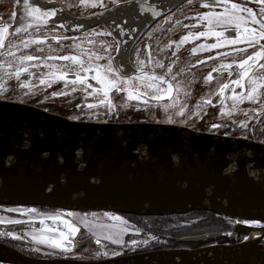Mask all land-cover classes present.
I'll return each mask as SVG.
<instances>
[{
    "label": "rangeland",
    "instance_id": "1",
    "mask_svg": "<svg viewBox=\"0 0 264 264\" xmlns=\"http://www.w3.org/2000/svg\"><path fill=\"white\" fill-rule=\"evenodd\" d=\"M49 1L58 7L42 9L29 0H0V26L8 27L0 47V99L46 108L71 119H114L118 115L119 122L176 124L264 143V90L257 87L253 98L248 99L253 81L257 86L264 82V57L249 62L247 76L237 74L239 64L264 51V40L259 39L262 29L249 16L251 12L257 21H264V4L259 0H186L151 24L150 32L142 33L134 54L137 68L130 74L116 68L113 59L119 43L107 26L72 32L57 21L63 10L82 17L128 0ZM232 4L237 5L236 10ZM33 7L40 11L33 13ZM183 7L185 11L179 15ZM17 28L22 30L17 32ZM245 28L256 30L254 43L244 39ZM29 55L35 59L22 64ZM64 56L77 59H59ZM23 67L28 71L16 76ZM237 80L243 87H237ZM225 84L228 88L221 94ZM112 93L116 94L113 98ZM18 209L22 218L16 221L29 226L19 234L47 247L71 250L72 236H96L99 244L84 246L77 253H84L85 259L131 255L160 247L198 248L200 243L205 246L218 242V238L192 244L182 239L234 228L230 218L217 214L221 228H207L216 221L208 214L141 216L139 220L112 211H42L33 206ZM0 223L11 225L14 220L4 218ZM224 238L236 241V237Z\"/></svg>",
    "mask_w": 264,
    "mask_h": 264
},
{
    "label": "water",
    "instance_id": "2",
    "mask_svg": "<svg viewBox=\"0 0 264 264\" xmlns=\"http://www.w3.org/2000/svg\"><path fill=\"white\" fill-rule=\"evenodd\" d=\"M184 1L128 0L82 17L63 10L57 21L72 32L107 26L120 45L114 63L130 74L136 41ZM0 204L138 216L208 211L230 218L234 228L182 240L236 237L88 260L31 257L0 242V261L9 264H264V242H246L254 228L234 219L248 216L264 226V143L168 123L77 120L0 99ZM94 242L91 235L86 244Z\"/></svg>",
    "mask_w": 264,
    "mask_h": 264
},
{
    "label": "flooded vegetation",
    "instance_id": "3",
    "mask_svg": "<svg viewBox=\"0 0 264 264\" xmlns=\"http://www.w3.org/2000/svg\"><path fill=\"white\" fill-rule=\"evenodd\" d=\"M45 1H49V0H45ZM56 1H59V2L62 3V0H56ZM106 10H108V9H106ZM181 10H182V12L179 15H181L185 11L184 7ZM103 11H105V10H103ZM97 13H99V12H97ZM156 26L153 27L151 29V31L154 30L156 28ZM149 27H151V25ZM149 30H150V28L147 29V32ZM159 38H162V36H160ZM140 39L141 38L139 37V39L136 41V43L134 44V46H133V48L131 49V52H130V61H131V65H132L133 68H137L135 66L134 54H135V51H136V48L138 46V43H139ZM118 43H119V41H118ZM119 47H120V45L118 46L117 52L119 50ZM117 52H116V54H117ZM115 56H114L113 61L115 60ZM245 67H246V69L248 71V69H249L248 67L249 66L245 65ZM240 70H241V68L239 67L237 74H238V76L241 77L242 75H239V71ZM29 79H30V76H29ZM261 90H264V88H262ZM118 92H119V90L116 93H118ZM112 95H113V93H112ZM115 95L113 97H115ZM43 109L50 111L49 109H46V108H43ZM50 112H52V111H50ZM112 118L113 117L109 118V117H104L103 116V118L101 117L100 119L95 117L94 119L84 118V119H81V120H84V121H96V122H100V121H102V122H119L120 121L119 120L120 118H119L118 115H117L116 118H114V119H112ZM261 124H263V123H261ZM243 138H247V137H243ZM247 139H250V138H247ZM251 140H253V139H251ZM21 207H27V206L1 205L0 204V219L9 218V219H13L14 220V223H12L11 225L0 223V242L8 244V245L18 249L19 251H21V252H23V253L27 254L28 256H31V257L52 258V259H76L78 257L77 259L88 260V259H85V255H83L84 253H82L83 256L82 255L78 256L77 253H79L84 246L89 245V244H86V243H87V241H89V238H90V236L92 234H87V235L82 236V237L80 235L72 236L74 238V243H73V249H71V250H67L68 248L65 249L62 246L61 247H52V248H50V247H47L49 245L46 246V245H43L41 243H36L35 240H33V239L31 240V239H29V237L26 238L27 236L25 237V235L19 234L20 232L23 233L29 227L27 225V223H25V222H21V221L17 222L16 221V220H20L22 218L20 213L17 212L19 210L18 208H21ZM28 207H31V206H28ZM33 207H34V209L36 208V210H42V211H49V210L53 211V210H55L54 208L50 209V207H43V206H33ZM72 213H74V212H72ZM123 215H127V214H123ZM169 216H172V215H169ZM151 217H165V216H151ZM15 221H16V223H15ZM79 233L82 234L81 232H79ZM23 241H24V243H22ZM93 245H96V243L94 242ZM173 248H177V247H173ZM173 248H168V249H173ZM178 248H191V247H178ZM159 249H163V248H159ZM0 264H9V263L0 261Z\"/></svg>",
    "mask_w": 264,
    "mask_h": 264
},
{
    "label": "snow or ice",
    "instance_id": "4",
    "mask_svg": "<svg viewBox=\"0 0 264 264\" xmlns=\"http://www.w3.org/2000/svg\"><path fill=\"white\" fill-rule=\"evenodd\" d=\"M259 2L262 3V4H264V0H259ZM205 7H207V5H205ZM231 8H232L233 10H236V9H237V5L232 4V5H231ZM39 11H40V9L33 7V13H36V12H39ZM239 11H244V9H239ZM249 16L252 17V22H253V23H258V24H259L260 28L262 29V31L259 32V39H260V40H264V21H257L255 15H254L253 13H251V12H249ZM229 19H233V18L230 17ZM234 19L237 20V21H239L241 18H239V17H235ZM30 26H31V25H29V27H30ZM21 30H22V29H20V28H17V29H16L17 32H19V31H21ZM7 32H8V27L0 26V47H3L4 39H5V33H7ZM244 34H245V35H244V39H245L248 43H250V44L254 43V42L256 41V39H257V34H256V30H255V29L245 28V29H244ZM199 35H200V36H203L204 34H203V33H200ZM215 35L219 36L220 33H216ZM184 39H188V38L185 37ZM37 43H42V41H37ZM256 57H264V51L256 53V56H249L246 60L243 61V63L239 64V67H240L241 69H244V72L242 73V78H243V76H247V75H248V71H247V69H245V65H248L249 67H251V65H250L249 62H250V61H253V62H254V61L256 60ZM34 59H35V58H34L33 56L29 55V56L24 57V58L22 59L21 63L23 64V62H24L25 60H26V61H33ZM49 59H58V58H57V57H49ZM59 59H63V60H76L77 58H76V57L64 56V57H61V58H59ZM77 62H79V61H77ZM227 67L230 68L231 65H228ZM21 71H23V72H27V71H28V68H27V67H23V68L17 70L16 73H15V75H16V76H19V75L21 74ZM60 78L63 79L64 77L61 76ZM97 79H99L98 76H97ZM209 79H211V76L209 77ZM75 82H76V81L73 80V83H75ZM41 83H45V81H44V80H41ZM234 83L237 85V87H243V85L241 84V81H240V80H237V81H235ZM253 85H254V86H253L252 89H251V93L249 94L248 99H252V98H253V97H252V94L256 93V91H257V87L264 88V82L260 83V84L257 86L256 82L253 81ZM226 88H228V85H227V84H225V85L223 86V88H221V94L223 93V90L226 89ZM171 90H172V89H171V86H170V87H169V91H171ZM105 94H107V93H105ZM233 99H234V100L237 99V95H236L235 93L233 94ZM208 103H211V101H208ZM89 107H92V105H89ZM180 115H183V112H181ZM115 219L119 220L120 218H119V217H116ZM68 227H69L72 231H75V230H76V229H74V228H71V225H68ZM114 242H115V241H114Z\"/></svg>",
    "mask_w": 264,
    "mask_h": 264
},
{
    "label": "bare ground",
    "instance_id": "5",
    "mask_svg": "<svg viewBox=\"0 0 264 264\" xmlns=\"http://www.w3.org/2000/svg\"><path fill=\"white\" fill-rule=\"evenodd\" d=\"M236 221L241 222L247 226H251L254 230L244 236L246 242L264 241V226L257 220H250L248 216L238 215L234 218Z\"/></svg>",
    "mask_w": 264,
    "mask_h": 264
},
{
    "label": "trees",
    "instance_id": "6",
    "mask_svg": "<svg viewBox=\"0 0 264 264\" xmlns=\"http://www.w3.org/2000/svg\"><path fill=\"white\" fill-rule=\"evenodd\" d=\"M111 97L113 98V95L111 94ZM206 214H208L209 215V218L210 219H215L216 221H214V222H212V223H209V224H207V228H213V227H216V228H221L222 227V223H221V221H219V220H217L215 217H216V215H215V213H213V212H208V211H193V212H189V213H186L185 215L187 216H192V215H206ZM132 216H134V217H136V218H139V217H141V216H138V215H132ZM173 216H176V217H178V216H184V214L183 215H173ZM161 218H163V217H161ZM141 218H139V220H140ZM184 230H187V229H184ZM174 235H178V233H174ZM217 241L218 242H227V239H225L224 237H219L218 239H217ZM192 243H197V242H186V244H192ZM194 245V244H193ZM203 244H201L200 243V245H197V247H201ZM161 248V247H160ZM164 248V247H163ZM168 248H173V247H168ZM191 248H196V247H191ZM146 251H149V250H144V251H141V252H146ZM134 254V253H133Z\"/></svg>",
    "mask_w": 264,
    "mask_h": 264
}]
</instances>
